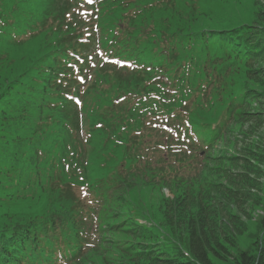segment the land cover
<instances>
[{"label":"trees","instance_id":"16d2710c","mask_svg":"<svg viewBox=\"0 0 264 264\" xmlns=\"http://www.w3.org/2000/svg\"><path fill=\"white\" fill-rule=\"evenodd\" d=\"M93 1L88 23L59 5L43 28L49 34L39 55L0 94V166L15 156L25 163L15 177L12 163L0 170V196L42 206L0 229V264H212L211 254L225 260L226 246L205 237L214 228L206 218L222 220L217 195V204L248 203L259 185L261 173L252 178L264 162L258 146L245 144L246 156L225 151L236 146L235 135L246 137L244 125L250 132L264 125V76L255 68L264 62L263 28L191 27L213 14L218 0ZM98 48L131 66L100 60ZM14 63L0 54V73ZM156 118L175 136L160 131ZM158 155L160 163L151 161ZM227 179L237 183L233 192ZM137 181L172 195H163L161 214L131 199ZM77 187L88 199L74 194ZM261 227L255 251L231 256L233 264H264V219Z\"/></svg>","mask_w":264,"mask_h":264},{"label":"rangeland","instance_id":"374dc122","mask_svg":"<svg viewBox=\"0 0 264 264\" xmlns=\"http://www.w3.org/2000/svg\"><path fill=\"white\" fill-rule=\"evenodd\" d=\"M34 2H38V0H24V8L28 11L38 14L39 12H41L42 8L39 6V4L37 5ZM241 24L256 25L263 28V30L259 32L264 36V0H235L230 10L225 11L220 6L209 17L198 21L194 25H191V27L197 30L231 29ZM41 41L42 39H33L32 41L23 45L22 48L11 50L5 49L7 55L14 59L15 63L12 68L8 67L0 73V94L4 91L7 84L14 81L17 75H19L28 65L31 64L32 60L39 55V50L41 49ZM255 68H257L258 70V74L264 76V62L261 64H257ZM252 85L258 90H262L261 87L257 84L252 83ZM113 93L114 92H110L109 94ZM255 95L260 96V94ZM263 126L260 128H256V130H252L251 133L249 130H251L252 128H249L248 124L244 125L242 127V132L246 134V137L235 135L236 146L228 147V150H224L225 152L228 151L227 156H230L235 152L240 154V156H246L249 151L246 152V154L241 153V151H243V147H245V144L249 145L251 149L254 148V145H257L258 151L261 152V154H264ZM248 131L250 132V134H247ZM248 142H251V144H248ZM239 144H242L241 147ZM222 147L226 148L227 143L222 145ZM11 163L14 165V171L11 176L15 177L16 174L20 172L21 167L25 163H23V160L19 156H15L13 159L7 158L0 166V170H5ZM258 167L260 169L256 168V172L252 174V178L254 179L257 176V171L258 175L261 173L257 181L259 185L257 187L251 188L252 193L250 195L255 197H250L248 203L231 204L229 203V200L233 199H229L227 200L228 205L223 203L217 204L220 196L217 195L218 199L214 198L217 201L213 203V205L215 206L214 209L216 211L218 210V214L220 215L222 220H210L209 218H206V221L210 222L214 228L210 229V231L207 230L205 232V237L209 239L210 243L212 244L213 242H220L223 246H226L229 254H220V250L215 247L217 250V254H220V256L225 258V260L217 259L210 253V260L212 264H233L231 256L236 257L239 252L253 253L256 249L255 244L253 243L260 240L263 234L261 222L264 219V162L261 163ZM232 170L235 171L234 168ZM225 178L226 175L217 178L216 182L224 183ZM236 184V181H234L233 179H227L226 185L232 190V192L234 191L233 188L236 186ZM134 186H136L137 188L130 193L131 199H141L143 207L149 210L151 215L154 214V211L156 209L160 211L159 206L163 195L168 198H172V195L167 189H164L162 191H159L157 189H149L146 186H143L139 181H137V184ZM204 194L207 195V192H205ZM256 198L261 199L260 203H257ZM36 202L37 200L32 203L28 201H19L16 202V205H12L10 202L4 200L2 196H0V229L12 228L16 223L24 221L22 218L26 216H21L22 214L29 211L36 212V210H40L39 207L42 206ZM183 207L184 211H187L188 215L191 213L193 214L194 209L189 204L183 205ZM226 212H228L227 215ZM160 214L158 216H149V218L159 220ZM195 214L196 213H194V215ZM229 214L234 215V217L232 219H230V217L227 218V216H230ZM140 223L143 224V222ZM115 238L124 240L123 236Z\"/></svg>","mask_w":264,"mask_h":264},{"label":"snow or ice","instance_id":"6c2138e0","mask_svg":"<svg viewBox=\"0 0 264 264\" xmlns=\"http://www.w3.org/2000/svg\"><path fill=\"white\" fill-rule=\"evenodd\" d=\"M92 0H88V3H91ZM220 6L222 7L223 10L228 11L231 9L234 0H218ZM79 103V101H77Z\"/></svg>","mask_w":264,"mask_h":264}]
</instances>
